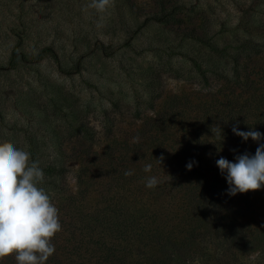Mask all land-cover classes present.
<instances>
[{"label": "rangeland", "instance_id": "1", "mask_svg": "<svg viewBox=\"0 0 264 264\" xmlns=\"http://www.w3.org/2000/svg\"><path fill=\"white\" fill-rule=\"evenodd\" d=\"M86 2L0 0V142L31 151L40 167L65 169L60 175L44 173L40 185L62 209L63 219L46 264H90L98 253L89 231L98 230L96 223L111 210L118 213L119 205V182L110 184L107 177L115 164L107 161L163 156L158 175L177 174L188 182L181 165L190 160L187 151L196 153L195 161L215 163L224 157L235 162L237 144L208 148L194 133L215 130L221 122L217 103L228 93L213 72L229 75L232 63L211 46L221 45L222 38L244 37L246 27L256 31L264 7V0H114L101 19L94 10H82ZM159 3L170 10L166 21H144ZM191 31L204 39L190 36ZM43 48L48 50L34 60ZM256 60L264 69V58ZM200 73L211 78L209 85H202ZM259 75L234 95H259L264 82ZM154 132L175 138L154 141L147 137ZM165 177L155 191L140 179L125 185L124 192L146 201L152 195L159 218L184 226L189 211L169 192ZM232 198L248 237L246 245L232 246L222 258L225 264H264V187ZM0 264H16L14 254Z\"/></svg>", "mask_w": 264, "mask_h": 264}, {"label": "trees", "instance_id": "2", "mask_svg": "<svg viewBox=\"0 0 264 264\" xmlns=\"http://www.w3.org/2000/svg\"><path fill=\"white\" fill-rule=\"evenodd\" d=\"M158 6L157 11L149 13L144 21L149 19L157 22L166 21L170 10H164L165 5L162 3H159ZM176 6V4L172 5L171 9L177 8ZM259 13L260 17L256 20L255 25L256 31L252 32L254 27L251 31L246 27L244 37L236 35L232 40L222 38L221 45L211 46L215 53L228 56L232 65L229 75L220 70L213 72V75L216 76L215 81L220 82L223 90L228 89V93L223 95L224 99L217 103L216 111L219 112L221 122L214 124H217L221 129L222 139L214 135L215 130L202 129V133H194L195 138H201L198 143L203 142L208 148H223L224 145L231 143L232 146L238 145V148L235 146V150L240 155L245 152L254 155L259 146L258 143L251 138L244 141L233 133L232 128L237 126L240 131L254 129L264 133V82L259 95L249 93L242 99H240L242 96L240 92L234 95L235 89H248L254 81L255 74L260 72V78H264V69L256 65L258 57L264 58V7L259 10ZM190 36L204 39L193 34L192 31ZM47 50V48H43L38 51L34 60L42 58L43 52ZM254 68H256L255 72H253ZM200 74L203 79L202 85H209L211 78ZM258 89V87L255 88V91ZM205 120L209 121V119ZM137 136L141 137L142 134ZM144 137L146 139V136ZM147 137H151L154 141L159 137L162 140L168 138L172 140L175 135L154 132L151 135L148 134ZM188 143L186 141L185 146ZM250 143L252 144L249 145ZM259 143H264V139ZM243 144L244 146H242ZM29 152L31 160L34 161L33 154L31 151ZM186 154L189 155L190 160L182 161L181 165L191 178L189 182L188 179H183L177 174L165 172L163 175H158L166 161L164 163L163 161H140L142 155L129 157L126 161H107L109 164H115L108 172V182L110 184L113 180L119 182L116 186L120 189L117 198L118 213L116 209L111 210L112 214H106L105 219L96 223L101 225V227H97L98 230L94 231V227H92L89 231L90 237H96L92 243L95 245L94 250L98 251L97 254H92L93 260L90 264H225L226 261L222 257L227 251H230L232 246L246 245L248 232L244 223L238 222L239 207H234L235 205L231 201L233 200L232 196L225 192L228 189V184L223 180L226 174L220 173L216 162L195 161L196 153L187 151ZM190 161L196 163L189 171L186 165ZM145 164L152 165L150 173L143 171ZM41 168L49 176L60 175L65 171L64 167L52 165ZM129 170L133 172V175L126 177L124 173ZM166 175H169L170 178L167 179ZM147 176H156L159 181L165 177L163 183L165 181L170 183L169 192L172 190L180 205L189 211L188 222H184L185 227L179 224L180 221L168 223L166 216L159 218V208L154 207L158 200L152 201V195H150L151 200L146 201L141 199V195L136 196L129 191L128 194H125L124 191L127 190L125 185L129 186L136 180H145ZM78 178L76 180L79 184L82 181ZM186 182H188V186L184 185ZM159 187L160 184L151 191H155ZM159 203L162 204V202ZM112 204L116 206L115 202ZM148 218H150L149 222H146ZM62 220L61 218L60 222ZM133 256H140L141 261L135 260Z\"/></svg>", "mask_w": 264, "mask_h": 264}, {"label": "clouds", "instance_id": "3", "mask_svg": "<svg viewBox=\"0 0 264 264\" xmlns=\"http://www.w3.org/2000/svg\"><path fill=\"white\" fill-rule=\"evenodd\" d=\"M114 6V0H87L82 10H94L100 18ZM97 28L102 27L97 23ZM232 131L244 141L251 138L258 143L255 154L245 152L231 162L224 157L216 165L228 184L227 194L257 191L264 187V133L256 130ZM214 135L222 139L221 129L215 127ZM133 142H139L134 137ZM164 159L159 158V162ZM195 161L187 163L190 171ZM151 164H145L143 171L150 173ZM124 175L131 176V170ZM44 171L39 161H32L30 152L16 147L12 142H0V259L12 256L16 264H46L55 253L52 243L55 235L62 231L59 209L44 187ZM145 187L155 189L160 183L156 176L145 177Z\"/></svg>", "mask_w": 264, "mask_h": 264}]
</instances>
